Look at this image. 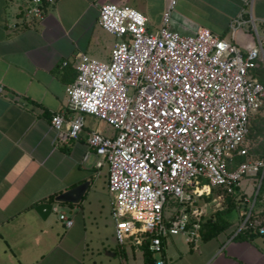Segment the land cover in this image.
<instances>
[{"label":"built area","instance_id":"built-area-1","mask_svg":"<svg viewBox=\"0 0 264 264\" xmlns=\"http://www.w3.org/2000/svg\"><path fill=\"white\" fill-rule=\"evenodd\" d=\"M16 1L20 14L38 20L55 2ZM175 1L154 31L133 7L100 5L98 23L117 39L110 59L82 55L66 86L71 116L50 119L57 144L79 138L85 114L113 128L110 136L86 133L83 160L93 153L95 167L107 170L116 243L140 250L147 243L159 255L169 235L183 234L195 246L207 208L222 209L241 179L253 178L259 189L264 177V155L253 156L248 139L251 117L264 106L255 72L264 64V37L255 31L256 42L244 50L203 26L172 30ZM253 202L239 228L248 222L264 233L262 220H249ZM58 218L66 227L73 223L65 213Z\"/></svg>","mask_w":264,"mask_h":264},{"label":"crops","instance_id":"crops-1","mask_svg":"<svg viewBox=\"0 0 264 264\" xmlns=\"http://www.w3.org/2000/svg\"><path fill=\"white\" fill-rule=\"evenodd\" d=\"M170 1L55 0L38 20L20 14L16 0H0V264H135L136 251L142 254L129 246L130 255L116 243L107 170L100 190L97 157L83 160L90 150L86 133L99 131V119L85 114L79 138L66 144H57L50 119L60 112L71 116L66 86L82 55L110 59L116 41L98 23L100 5L133 7L154 31ZM171 20L172 30L185 34L203 26L245 50L256 42L255 31L264 37V0H176ZM85 181L78 202L54 201ZM40 203H53L44 218L35 211ZM59 213L73 220L70 227ZM212 213L208 207L207 217ZM231 225L195 246L183 234L169 235L154 258L164 264H264V234L235 240Z\"/></svg>","mask_w":264,"mask_h":264},{"label":"trees","instance_id":"trees-1","mask_svg":"<svg viewBox=\"0 0 264 264\" xmlns=\"http://www.w3.org/2000/svg\"><path fill=\"white\" fill-rule=\"evenodd\" d=\"M260 67L261 66H259L258 69H262L264 71V69ZM262 70H260L259 73L257 74L259 80L264 85V73ZM263 121H264V116L260 117V127L257 129L256 125L254 126V130H255L254 134L255 132H257L258 134H261L263 132V125H262ZM235 160L241 161L243 160V158H236ZM236 189L238 190L239 188ZM263 197H264V177L261 181V184L259 186L256 195L253 196L254 202L250 211V216H249L250 222H253L255 218H257L259 215L264 216V207L260 209V206L264 205ZM237 203H238L237 192L235 195L232 196L227 195L225 197L224 207L220 210L213 212L211 215H209L204 219V221L202 222V227L200 229V237L202 240H208L210 238H214L219 233L223 232L224 230L230 227V225L232 224L233 214L237 208ZM245 209H246L245 212H247L248 207H246ZM246 225L247 226L245 228L240 229L234 235L233 238L235 240H239V241L252 240L258 235L264 234V233H259L258 227L249 226L248 222L246 223ZM141 250H142L143 264H155V258L153 255L154 253L150 252L147 249V243L141 247Z\"/></svg>","mask_w":264,"mask_h":264},{"label":"rangeland","instance_id":"rangeland-1","mask_svg":"<svg viewBox=\"0 0 264 264\" xmlns=\"http://www.w3.org/2000/svg\"><path fill=\"white\" fill-rule=\"evenodd\" d=\"M259 35H262V33L260 31H259ZM111 38H112L111 39L112 43L117 41V39L113 35H111ZM239 44H241V43H239ZM259 66H261L260 68L264 69L263 63H260ZM258 68L255 69L256 73H259V71L262 70V69H258ZM260 73H262V72H260ZM263 73H264V71H263ZM263 116H264V106H262L261 110L258 113H256L254 116L251 117L250 135L248 136V139H249V144H250L249 145L250 146V153L253 156H263L264 155V121L262 123L263 132L261 134H258L257 132H255V134H254V131H255L254 126L256 125L257 129L260 127V117H263ZM98 124H99L98 130L101 133H103L105 135H109V136L114 133L113 128L111 126H109L108 124H106L105 122L98 120ZM104 171H105V168L99 169L100 176L97 178V184H98V187L100 190L104 189V187H103V173H104ZM240 188L242 191L238 192V194H237V197H238L237 208L233 214L232 225L230 228L231 230H234V231H237L238 228L242 225V223L246 217V214L249 211V208H250L251 203L253 201V196H254V194H256L257 184L253 178L245 177V178L241 179V181H240ZM263 202H264V200H263ZM246 207H248L247 212H245ZM262 207H264V205L260 206V209H262ZM243 214H244V216H242ZM255 220L257 222L262 220V224H263L264 216L259 215L257 218H255ZM169 237H172V236H169ZM263 237H264V235H263ZM125 246H127L126 250L131 255L132 250L130 249V247L128 245H125ZM153 255L159 257L158 253H154ZM136 256H137V259L134 263L135 264H143L142 254L140 252L136 251Z\"/></svg>","mask_w":264,"mask_h":264},{"label":"water","instance_id":"water-1","mask_svg":"<svg viewBox=\"0 0 264 264\" xmlns=\"http://www.w3.org/2000/svg\"><path fill=\"white\" fill-rule=\"evenodd\" d=\"M88 182L85 181L69 190H66L54 197L55 202H72L76 203L80 200L84 191L86 190ZM258 191V189H257ZM256 191V193H257ZM256 195V194H255ZM53 203H40L35 207V211L41 218L46 217L52 211ZM240 230L238 228L237 232ZM113 255V254H112Z\"/></svg>","mask_w":264,"mask_h":264}]
</instances>
